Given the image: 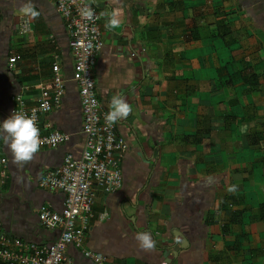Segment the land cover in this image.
<instances>
[{
	"label": "crops",
	"instance_id": "crops-1",
	"mask_svg": "<svg viewBox=\"0 0 264 264\" xmlns=\"http://www.w3.org/2000/svg\"><path fill=\"white\" fill-rule=\"evenodd\" d=\"M86 1L103 43L93 70L101 112L114 95L131 111L114 123L127 146L122 185L95 193L85 248L104 264H264V0ZM24 2L0 0V122L12 96L38 103L56 62L65 93L41 124L69 140L14 163L0 139L8 168L0 230L49 244L59 231L42 228L37 212H60L63 194L38 184L66 154L81 155L82 111L61 16L52 0H32L39 15H22ZM22 21L30 32H20ZM12 55L19 59L9 64ZM145 231L153 249L135 238ZM65 255L95 264L74 247Z\"/></svg>",
	"mask_w": 264,
	"mask_h": 264
},
{
	"label": "built area",
	"instance_id": "built-area-1",
	"mask_svg": "<svg viewBox=\"0 0 264 264\" xmlns=\"http://www.w3.org/2000/svg\"><path fill=\"white\" fill-rule=\"evenodd\" d=\"M52 2L69 37L73 57L72 81L76 84L81 103L83 148L78 158L66 154L62 164L47 171L38 184L43 190L63 194L60 212L48 207L37 212L39 225L46 230H58V238L49 244H34L11 238L0 230V264H71L65 255L68 247L81 251L85 258L95 264H104L101 254L85 248V235L94 218L92 207L95 193L110 194L122 185L120 162L127 146L116 134L115 124L106 122L93 79L95 63L103 46L98 15L86 0ZM89 8L93 11L91 19L82 15ZM19 28L21 33L31 31L28 21H22ZM18 59V56L12 55L8 62L13 64ZM64 93L61 69L55 62L51 85L41 88L36 105L28 107L22 94L11 97L10 113L16 111L31 118L39 129V149L56 148L69 140V135L41 124L43 116L59 109ZM7 178V162L0 141V185Z\"/></svg>",
	"mask_w": 264,
	"mask_h": 264
},
{
	"label": "clouds",
	"instance_id": "clouds-1",
	"mask_svg": "<svg viewBox=\"0 0 264 264\" xmlns=\"http://www.w3.org/2000/svg\"><path fill=\"white\" fill-rule=\"evenodd\" d=\"M19 12L22 15H28L33 18L39 15V12L34 8L32 0H25ZM82 15L91 19L93 11L90 8L85 9ZM118 23L119 21L113 17L108 20L106 27L114 29L118 26ZM130 111L131 108L123 97L114 95L110 102V111L106 114L105 120L111 125L118 120L127 118ZM0 139L9 148L14 163L30 161L40 147L39 129L35 126L33 120L16 111L0 122ZM234 190V185L229 186L228 191ZM135 238L142 248L146 250L154 248V240L149 232H138Z\"/></svg>",
	"mask_w": 264,
	"mask_h": 264
}]
</instances>
